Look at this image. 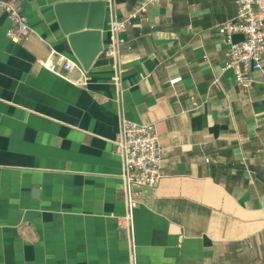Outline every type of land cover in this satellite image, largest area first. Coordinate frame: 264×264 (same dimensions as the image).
Returning <instances> with one entry per match:
<instances>
[{
  "label": "crops",
  "instance_id": "1",
  "mask_svg": "<svg viewBox=\"0 0 264 264\" xmlns=\"http://www.w3.org/2000/svg\"><path fill=\"white\" fill-rule=\"evenodd\" d=\"M21 1V44L0 10V264H264V60L243 86L223 70L218 28L235 0H162L132 20L121 94L111 59L82 70L54 7L103 1L105 47L142 0ZM121 117L153 124L163 148L132 240L119 226Z\"/></svg>",
  "mask_w": 264,
  "mask_h": 264
},
{
  "label": "built area",
  "instance_id": "2",
  "mask_svg": "<svg viewBox=\"0 0 264 264\" xmlns=\"http://www.w3.org/2000/svg\"><path fill=\"white\" fill-rule=\"evenodd\" d=\"M162 0H142L137 8L123 19H114L110 23V37L104 47L105 57L111 59L115 72L112 82L118 94L123 92L122 68L119 65L121 46L124 39L122 31L132 20L140 17L149 6H159ZM236 13L232 20L222 23L218 32L229 45V58L223 70H231L237 86H243L247 74L262 69L264 60V0H235ZM0 10L6 13L9 26L6 38L21 44L27 38L30 28L23 13L21 0H0ZM242 36L234 41L233 36ZM68 64L75 65L68 60ZM180 77L169 80L173 86ZM117 151L122 162V196L124 215L119 226L124 228L129 238H133V215L143 196V189L156 186L164 176L161 169L163 148L151 123H137L124 117L120 118ZM209 162V158H205Z\"/></svg>",
  "mask_w": 264,
  "mask_h": 264
},
{
  "label": "water",
  "instance_id": "3",
  "mask_svg": "<svg viewBox=\"0 0 264 264\" xmlns=\"http://www.w3.org/2000/svg\"><path fill=\"white\" fill-rule=\"evenodd\" d=\"M54 10L69 48L82 70L87 72L91 67L107 65L102 38L105 3L64 2L57 4Z\"/></svg>",
  "mask_w": 264,
  "mask_h": 264
}]
</instances>
